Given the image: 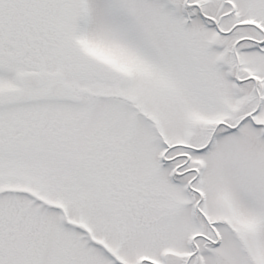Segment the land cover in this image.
I'll list each match as a JSON object with an SVG mask.
<instances>
[{"label": "snow or ice", "instance_id": "1", "mask_svg": "<svg viewBox=\"0 0 264 264\" xmlns=\"http://www.w3.org/2000/svg\"><path fill=\"white\" fill-rule=\"evenodd\" d=\"M0 264H264V0H0Z\"/></svg>", "mask_w": 264, "mask_h": 264}]
</instances>
